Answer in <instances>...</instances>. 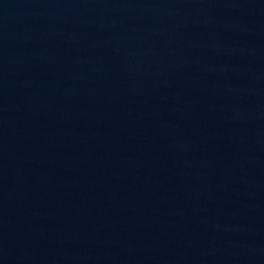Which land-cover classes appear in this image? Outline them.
<instances>
[{
  "label": "water",
  "instance_id": "water-1",
  "mask_svg": "<svg viewBox=\"0 0 264 264\" xmlns=\"http://www.w3.org/2000/svg\"><path fill=\"white\" fill-rule=\"evenodd\" d=\"M0 264H264V0H0Z\"/></svg>",
  "mask_w": 264,
  "mask_h": 264
}]
</instances>
